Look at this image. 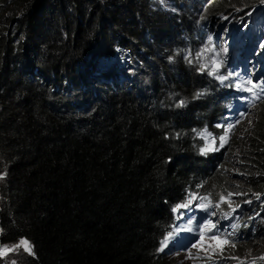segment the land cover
Wrapping results in <instances>:
<instances>
[{
	"label": "trees",
	"instance_id": "trees-1",
	"mask_svg": "<svg viewBox=\"0 0 264 264\" xmlns=\"http://www.w3.org/2000/svg\"><path fill=\"white\" fill-rule=\"evenodd\" d=\"M255 9L264 18V0H0V242L32 250L16 264H167L169 207L204 178L206 202L225 210L237 184L264 215V101L213 169L190 143L211 116L197 54ZM143 72L151 93L117 78ZM254 239L237 252L264 254Z\"/></svg>",
	"mask_w": 264,
	"mask_h": 264
},
{
	"label": "clouds",
	"instance_id": "clouds-1",
	"mask_svg": "<svg viewBox=\"0 0 264 264\" xmlns=\"http://www.w3.org/2000/svg\"><path fill=\"white\" fill-rule=\"evenodd\" d=\"M259 18L260 19H257L258 24H256V26H264V18H262V16H259ZM233 26H231V28ZM215 28H219L218 25ZM235 28H237V26H235ZM245 28L249 30L247 26H244L242 30ZM238 32L243 33L237 30L233 37L228 39V42H231L230 48L227 47V43L226 46H221V40L215 41L214 36H217L218 33L214 32L211 43L208 41L206 45L199 50L196 57V68L200 76V86L196 88V90H199L200 95L196 101L205 103V107L208 108L211 116L210 120L201 121L199 125H192L190 127V132L197 134L196 141L190 140V143L193 145L197 156L209 160L207 164L209 169H213V164H215L217 157L227 155L229 146L241 132V127H244L243 124L250 119L258 105L264 101V53L260 54L258 51L260 48L259 46H253L252 35H248L247 38L244 34ZM241 35L244 37L239 38ZM223 47H226V50H222ZM211 48H213V50L209 51ZM219 55L221 60L218 63V68L215 67V65L211 66L214 63V58H217ZM214 68L215 74H211ZM142 74L146 73H138L136 76ZM122 76L123 75H118L117 78L125 80ZM131 76L133 75H126L127 81L124 82L127 84L132 83L130 80ZM223 76H227V79L221 80L218 78ZM108 81H111V78H109ZM247 81H251L252 83L248 84L246 83ZM147 82L149 85L141 83L140 87L139 84L132 86V91H138V93H151L152 88L150 87L149 79ZM253 85L257 86L253 87ZM242 89H245L243 91H246V93H241ZM247 89H251V91ZM253 90L259 94L249 98V94L252 93ZM195 94L197 95L198 93ZM239 118L241 119L238 120ZM218 120H222L225 125L216 128L215 125ZM229 124H234L231 131L227 129ZM203 129L207 130L205 136L202 135ZM225 135H227V137H225ZM222 137L224 138L223 140L221 139ZM205 148L208 150L204 151ZM207 181L208 178L199 181L195 186L197 190H187L185 192V196L187 197L185 201H176L173 206L169 207L170 217L167 225V232L159 243L160 255L167 258L172 253L179 254L192 250V245L194 243L191 244V248L188 250H181V248L177 247L179 244V237L173 240V238L176 237L175 231L180 229V225L196 224L202 218L200 214L203 213V209H206L209 217L204 225H208V227H203L202 231L203 233L207 231H212L213 233L209 236L204 235L203 240H211L210 237L216 236V239L227 240L233 246L234 251L233 254L228 253L214 260H202L196 264H206L208 262H210L208 264H255L252 263L253 259L257 260L259 264H264V254L258 252L252 256L249 254L244 256L237 252V249H239L237 247H245L253 243L255 240L254 238L264 232V224L262 222V219L264 220V215L260 216L257 210L248 212L244 208V205L249 203H244L243 201L234 204L228 203L230 198H234L233 195H229V193L233 194L236 192L234 188L229 189V191H227L228 194H223L222 198L221 196L219 197L220 203L226 207L225 210L219 209V207L213 203L206 202L208 198L203 195V192L209 191L204 190V185ZM182 204H187L188 206L177 210L178 206ZM250 204L255 205L253 203ZM201 205H203V207H201ZM237 205H240L239 208H236ZM262 214H264V210ZM258 218L260 222L257 224L256 220ZM236 232L237 234H235ZM170 233L171 239H167ZM166 239L167 245L162 248V242ZM21 240L14 243L20 242ZM0 244L4 243L0 242ZM161 248L163 250H161ZM233 258H239L241 260Z\"/></svg>",
	"mask_w": 264,
	"mask_h": 264
},
{
	"label": "rangeland",
	"instance_id": "rangeland-1",
	"mask_svg": "<svg viewBox=\"0 0 264 264\" xmlns=\"http://www.w3.org/2000/svg\"><path fill=\"white\" fill-rule=\"evenodd\" d=\"M257 12H258V9H255L252 13L243 17L241 20H238V22L235 23L236 25H234L232 28H231V24H232L231 20L226 18L227 20L225 19L226 21L224 20L225 22H222V27H221V24H218V27L220 28V30L222 29L221 30L222 32L221 31L218 32L217 36H214V40L215 41L221 40L222 42L221 46H226V43H227V47L230 48L231 42H228V39L233 37L235 31L237 30L242 31L243 33L241 32H238V33L244 34L247 38H248V35L250 36L252 35L253 36L252 39L254 43L253 46L254 47L256 45L259 46L260 48L258 51L260 52V54L264 53V26H256V24H258L257 19H260L258 17ZM235 26H237V28H235ZM244 26H247L249 30H246V28L242 30ZM242 37L244 36L241 35L239 38H242ZM212 50L213 48L209 49V51H212ZM222 50H226V47H223ZM220 60L221 59L219 55L217 58H214L213 62H216V64H218ZM211 66H214V63ZM148 78H149V75L147 73L142 74L140 76L139 75L131 76L130 80L132 81V83H129V85L134 86V85L139 84V87H140L141 83L148 84L147 82ZM125 81H127V79H125ZM253 117H254V113L252 114L250 119H248L243 124V126L247 128L248 127L251 128L250 125L252 124L251 120H253ZM235 186L236 187H234V189L236 192L232 194L234 198H230L228 200V203L234 204V203H239L243 201L244 203H253L257 205L258 203L257 198H255L253 194L248 195L246 194L245 190H243L242 188H239L237 184H235ZM239 206L240 205H237L236 208H239ZM259 222L260 221L258 218L256 220V223L258 224ZM188 226H189L188 224H185L184 229H187ZM235 234H237V232ZM176 238L177 237H174L173 240H176ZM196 243H198V246L194 247L192 245V250L188 252L179 253V254L172 253L170 256L166 258L165 263L167 264H196L198 262H201L202 260H214V259H218L219 257H222L223 255H227L228 253L233 254V251H234L233 246L227 240H224V239H214V240L211 239V240L200 241V238H199ZM19 244L20 242H17L14 244H0V252H2L4 248L12 249L6 254L0 255V264H13V261H15V264H16L18 261H20V259L25 257L26 254H30L28 251H25V246L21 245L17 247V245ZM163 247H165L164 244H162V248ZM233 259L241 260L239 258H233ZM252 263L259 264V262L255 259L252 260Z\"/></svg>",
	"mask_w": 264,
	"mask_h": 264
},
{
	"label": "snow or ice",
	"instance_id": "snow-or-ice-1",
	"mask_svg": "<svg viewBox=\"0 0 264 264\" xmlns=\"http://www.w3.org/2000/svg\"><path fill=\"white\" fill-rule=\"evenodd\" d=\"M209 43H211V41H210ZM214 65H215V67L218 68V64H216V62H214ZM211 74H215V68L212 70ZM229 75H230V74H229ZM218 78L221 79V80H224V79H227V76L218 77ZM246 83L251 84L252 82H251V81H247ZM256 86H257V85H253V87H256ZM238 87H239V86H238ZM247 90H248V91H251V89H247ZM199 95H200V94L198 93L197 96H199ZM221 139L223 140L224 138L222 137ZM207 150H208L207 148L204 149V151H207ZM0 178H2V177H0ZM229 195H232V194L229 193ZM187 206H188L187 204L179 205L178 208H177V210H178L179 208H186ZM201 207H203V205H201ZM203 227L207 228L208 225H204ZM213 227H214V225H213ZM184 230L192 231V228H191V226L189 225L188 228H187V229H184ZM167 239H171V233L169 234V236H168ZM167 239H166L165 241L162 242L165 246H166V244H167ZM203 239H204V235H203V231H201V232H200V241H203ZM210 239H213V240H214V239H216V236H212V237H210ZM21 245L25 246V251H28V252L31 254V249H30V247L28 246V242H27L26 240H21V241H20V244L17 245V247H19V246H21ZM193 246H194V247H195V246H198V243H194ZM11 250H12V249L4 248V249L2 250V252H0V255H2V254H6L7 252H9V251H11ZM161 250H163V249L161 248ZM13 264H15V261H13Z\"/></svg>",
	"mask_w": 264,
	"mask_h": 264
},
{
	"label": "bare ground",
	"instance_id": "bare-ground-1",
	"mask_svg": "<svg viewBox=\"0 0 264 264\" xmlns=\"http://www.w3.org/2000/svg\"><path fill=\"white\" fill-rule=\"evenodd\" d=\"M212 233H213L212 231H207V232H204L203 235H205V236H209V235H211Z\"/></svg>",
	"mask_w": 264,
	"mask_h": 264
}]
</instances>
